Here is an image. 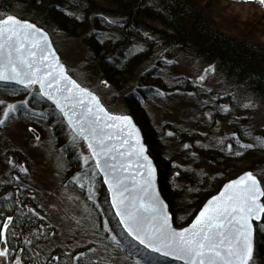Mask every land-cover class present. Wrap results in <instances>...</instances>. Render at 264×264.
<instances>
[{
    "label": "trees",
    "instance_id": "trees-1",
    "mask_svg": "<svg viewBox=\"0 0 264 264\" xmlns=\"http://www.w3.org/2000/svg\"><path fill=\"white\" fill-rule=\"evenodd\" d=\"M205 7L204 0H0V17L13 13L81 40L83 73L106 79L109 87L122 94L124 112L141 127L158 168L162 196L179 226L190 222L229 178L250 169L259 179L264 175V130L244 127L233 118L231 105L221 107L222 97L207 93L186 77L167 73L174 61L193 57L214 64L226 80L264 103V43L219 27ZM68 71L94 91L79 73ZM181 91L198 98L186 120L180 124L155 121L150 102ZM0 92L28 101L26 106L18 103L0 125V140L4 127L13 121L49 134L65 158L63 179L87 200L92 212L90 236L67 241L42 210L38 185L19 165L28 162L25 149L7 140L0 170V223L13 217L8 233L11 259L21 248L22 264H182L145 249L127 235L94 162L91 168L81 167L74 135L38 86L25 89L0 82ZM2 108L0 103V115ZM216 118L229 119L235 131L222 139H211L200 131L213 127ZM12 156L17 163L9 161ZM87 177L94 179L93 195L75 182ZM255 225L254 258L264 264V229L261 223ZM113 235L121 241L119 246L112 241Z\"/></svg>",
    "mask_w": 264,
    "mask_h": 264
},
{
    "label": "snow or ice",
    "instance_id": "snow-or-ice-1",
    "mask_svg": "<svg viewBox=\"0 0 264 264\" xmlns=\"http://www.w3.org/2000/svg\"><path fill=\"white\" fill-rule=\"evenodd\" d=\"M259 3L264 5V0ZM0 82L25 89L38 86L40 95L52 101L76 135L87 141L90 157L85 156L84 162L91 158L103 174L115 215L133 241L182 264H254V222L264 221L261 179L248 172L232 181L208 202L190 227L177 230L156 190V169L131 118L110 114L97 96L67 74L47 33L13 15L0 17ZM22 104L26 106L28 101ZM16 110V105H8L0 125ZM13 223L11 216L0 223V264H11L7 245ZM111 239L117 246L121 244L116 236ZM14 264H22V260L17 257Z\"/></svg>",
    "mask_w": 264,
    "mask_h": 264
},
{
    "label": "rangeland",
    "instance_id": "rangeland-1",
    "mask_svg": "<svg viewBox=\"0 0 264 264\" xmlns=\"http://www.w3.org/2000/svg\"><path fill=\"white\" fill-rule=\"evenodd\" d=\"M204 1L209 18H212V21L219 27L234 32L238 36H245L264 43V5H261L259 0ZM49 33L67 68L80 74V78L100 95L102 102L110 112L125 114L124 101L119 90L109 87V82L104 86L103 79L97 80L92 74L83 73L81 66L85 50L82 48L81 40L68 38L54 30H50ZM167 73L186 77L200 87H204L207 93L222 97L224 105L221 107L231 105L233 118L243 123L244 127L246 125V128L254 127L264 130V103L252 98L243 86L226 80L214 64L199 61L193 57H184L174 61ZM22 100L24 99L8 97L0 92V101L3 102L0 119H3V112L7 111L8 105L17 106ZM196 100L198 98L193 92L181 91L169 96H161L156 102H150L148 109L157 122L180 124L194 110ZM229 121V119L219 118L213 127L200 129V131L207 133L211 139H222L235 131ZM1 136L3 138L0 140V170L4 167L2 164L3 143L11 140V143L24 148L28 162L21 161L19 165L27 168L28 173L26 174H29L31 180L38 185L40 204L50 221L59 226L61 234L66 237L67 241L79 242L89 237L92 212L87 200L63 179L65 158L54 139L46 132L41 133L35 128L26 127L20 121H13L5 126ZM73 142L79 149L81 167L91 168L93 160L90 158L85 164L83 159L85 156L90 157L89 149L83 140L73 136ZM17 159L12 156L9 161L17 163ZM89 174L92 176V173ZM262 178L261 182L264 185ZM93 180L87 177L76 179L75 182L78 186L83 185L87 194L93 195L96 193ZM261 225L264 229V221ZM11 264H14L13 259H11ZM254 264H259L256 258H254Z\"/></svg>",
    "mask_w": 264,
    "mask_h": 264
},
{
    "label": "water",
    "instance_id": "water-1",
    "mask_svg": "<svg viewBox=\"0 0 264 264\" xmlns=\"http://www.w3.org/2000/svg\"><path fill=\"white\" fill-rule=\"evenodd\" d=\"M7 15H13V16L19 18L21 21H25V22H29V23L35 24L38 28H40L42 31H44L45 33H47V35H48V39H49L50 44H51V47H52V49L55 51L57 57L59 58V62H60L62 65H64V67H65V69H66V71H67V74H68L72 79H74L78 84H80L81 87L86 88V89H87L88 91H90L92 94H94L95 96H97L98 99L100 100L102 106H103V107H104V108H105L110 114H112V115H116V116H128V117L131 118L132 123L135 125V127H136V128L138 129V131H139L141 143L144 145V147H145V149H146L145 154H146V155L149 157V159L152 161L153 166H154L155 169H156V172H155V187H156V190H157V192L159 193L160 198H161V199L164 201V203L167 205V211H168L169 215L172 217V213H171L170 207L168 206V202H167V200L165 199V197L162 196V193H161V189H160V186H159V175H158V168H157V165L155 164L153 157H152V156L149 154V152H148V145H147V143H145L144 134L142 133V130H141L140 125H138L137 122H135L133 116H132L130 113H128V114H127V113H125V114L117 113V114H116V113L110 112L109 109L105 106L104 102H102V100H101V98H100V95H99L96 91H92V90L88 89L84 84H82L81 82H79V81L73 76V74L70 73V71H68L65 62L61 59V56H60L58 50H56V48H55V46H54L53 39H51L50 33H49V31H48L46 28L40 26L38 23H36V22H34V21L30 20V19L22 18V17H20V16H18V15H16V14L10 13V14H7ZM7 15H5V16H7ZM3 17H4V16H3ZM3 83H5V82H3ZM13 84H15V83H13ZM102 84L105 86V85L108 84V81L105 79V80H103ZM16 85H18V84H16ZM19 86H21V85H19ZM45 99H46L48 102H50V104H53L52 101L48 100L47 98H45ZM53 105L55 106V104H53ZM55 108L60 112V110H59L56 106H55ZM60 114H62V113L60 112ZM62 116H63V115H62ZM63 117H64V116H63ZM64 119H65L66 124H67V125L70 127V129L72 130L73 134L76 135V133L74 132L73 128L69 125L67 119H66L65 117H64ZM77 136H78V135H77ZM78 137H79L80 139H82L80 136H78ZM82 140H83V139H82ZM83 142H84L85 145L87 146V141L83 140ZM89 152H90V150H89ZM94 164H95V163H94ZM248 172H251L253 175H255V176L259 179V177H258V176L254 173V171H252L251 169H250V170H244V171L240 172L237 176L232 177V178L228 179V181L223 182V184H222L221 187L219 188L218 192H216L215 194H212V196L208 197V199H207V200L201 205V207H200V209L197 211V213L193 216L194 218H193L190 222H188L186 225H183V226H179V225H177V224L175 225V223H174V218L172 217V224H173V227H175L177 230H181V229H183V228L190 227L191 224L195 222V219L199 216V213L203 210V208L207 206V204H208V202H209L210 200H212L214 197L218 196V195L224 190V188H225L226 185H228L229 183H231V182L234 181V180L239 179L241 176L245 175V174L248 173ZM99 173H100V172H99ZM100 175H101V178L103 179V183H104L105 188H107V190H108V193H109V199H110V202H111V199H112L111 192L109 191L108 185L104 182V176H103V174L100 173ZM261 183H262V182H261ZM111 205H112V204H111ZM112 208H113L114 211H116L115 208H114L113 206H112ZM9 216H11V215H9ZM7 217H8V216H7ZM7 217H6V218H7ZM11 217H12V216H11ZM6 218L4 219V221L6 220ZM12 218H13V217H12ZM117 218H118V221H119V217H118V216H117ZM4 221H3V222H4ZM256 223H261V222H254V225H255ZM121 226H122V228H123V225H121ZM255 226H256V225H255ZM123 230H124V228H123ZM255 239H256V236H255ZM0 246H3V245L0 244ZM141 246H142V245H141ZM7 247L9 248V245H7ZM255 248H256V247H255ZM149 251H150V250H149ZM254 253H255V251H254ZM161 256H162V255H161ZM17 257H19V258L21 259V248L18 249V250L15 252L14 260H15V258H17ZM163 257H165V256H163ZM165 258H169V259H171V260H173V261H177V260L173 259L172 257H165ZM177 262H178V261H177ZM179 262H181V261H179Z\"/></svg>",
    "mask_w": 264,
    "mask_h": 264
}]
</instances>
